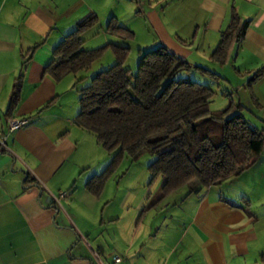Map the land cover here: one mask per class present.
Segmentation results:
<instances>
[{
  "label": "crops",
  "instance_id": "0c3cea01",
  "mask_svg": "<svg viewBox=\"0 0 264 264\" xmlns=\"http://www.w3.org/2000/svg\"><path fill=\"white\" fill-rule=\"evenodd\" d=\"M231 6L249 25L228 62L219 64L210 54ZM91 12L100 24L111 16L120 24L128 14L123 26L135 34L139 27L150 30L154 45L220 75L231 101L245 110L248 92L256 104L250 108L264 111V73L252 83L255 100L247 86L264 66V0H0V264H264V215L223 189L249 172L254 187L263 189V152L238 176L199 192L190 189L172 203L169 194L141 216L155 201L146 205V189L134 200L132 186L110 181L114 172L99 196L86 188L111 159L93 133L74 123L78 89L85 86L77 83L93 63L58 81L44 69L63 36ZM85 32L83 45L100 33L88 38ZM102 36L114 43L108 33ZM24 61L20 99L8 115ZM253 115L264 120V113ZM20 117L29 122L10 131L7 119ZM61 191L67 194L59 198ZM170 204L172 210L164 212Z\"/></svg>",
  "mask_w": 264,
  "mask_h": 264
},
{
  "label": "trees",
  "instance_id": "16d2710c",
  "mask_svg": "<svg viewBox=\"0 0 264 264\" xmlns=\"http://www.w3.org/2000/svg\"><path fill=\"white\" fill-rule=\"evenodd\" d=\"M98 23L95 13L87 14L54 47L53 59L44 72L58 81L68 73L87 70L105 48L112 46L115 61L91 75L89 84L78 89L79 111L76 126L94 134L96 141L111 153L99 174L86 182V188L99 196L124 155L135 158L142 150L155 155L148 165L152 177L162 175L159 197L142 208L140 216L156 202L182 185L199 192L227 178L238 176L261 156L264 131L243 115L241 103L229 101L221 110H211L214 91L210 86L178 76L192 68L218 79L220 75L200 65H191L162 43L140 49L135 72L124 66L128 46L105 43L84 48L82 34ZM249 20L230 7L229 21L210 54L219 64L230 59L234 45L244 38ZM105 31L120 38L133 37V31L111 16ZM37 46V45H35ZM34 46V47H35ZM32 47V48H34ZM16 77L6 113L10 115L20 99L23 69ZM264 73V66L249 78L247 86ZM26 180H33L29 175ZM38 185V184H36Z\"/></svg>",
  "mask_w": 264,
  "mask_h": 264
},
{
  "label": "rangeland",
  "instance_id": "374dc122",
  "mask_svg": "<svg viewBox=\"0 0 264 264\" xmlns=\"http://www.w3.org/2000/svg\"><path fill=\"white\" fill-rule=\"evenodd\" d=\"M121 16L122 17H121L120 24L123 25V23H126L129 20V17H128L129 15L125 14L124 16L123 15ZM103 21L104 23L100 24V22H98V24H96L91 29L85 32V33H88L87 34L88 38H90L89 36L93 31L94 32L99 31L100 33H99V36L95 35L92 37L94 39L93 43H90V39H91L90 38L89 41H87V43L83 45L84 47H88V46L89 47H99L105 44L102 33L106 32L105 26L107 25V23L105 20ZM124 26L127 27L126 25ZM137 30L138 31L136 34L133 30L134 34H133V37L131 38H119L113 34H109L108 32H106L110 35L108 36V40H110L111 42H114L115 44H118L121 46L129 47L128 54L124 62V66L130 68L132 72H135L136 70L137 61L139 57V50L150 48L156 42L154 41V38L150 30L145 29V28H140V27ZM115 60H116L115 54L113 52L112 46L108 45L103 51V54L92 62L93 65H92L91 71L98 70L102 67L106 68L108 65H111ZM91 71L88 74L86 73V76L88 77L82 78V80H80L77 83L79 86H84V85L86 86L87 84H89V75L91 74ZM178 76H184V77L187 76L190 79L196 80L200 83H203V84H206L212 87L211 89L214 91V94L210 101L211 110H221L231 100L229 98V94L224 93L225 91L223 87H225V84L223 83L222 80H218V79H221V77H219L217 80H214L215 78H210V80L207 78L205 79L203 75L195 71L193 68L189 71L182 70L178 74ZM201 76L204 78L201 79L200 78ZM211 81H213V83H210ZM209 83L212 85H209ZM246 95H247V98L244 99V104H245L246 109L243 110L242 113L244 114L246 118H248V120L251 122L252 125L264 131V120L258 119L253 115V114H256V110L259 113L261 112V114H263L264 111H260L256 108H250V107H255L256 104L250 100L248 92H246ZM101 149L102 151L107 152L106 150H104V148H101ZM154 158H155V155L152 154L148 150H142L135 158H132L129 155H124L122 159L118 162V166L116 170L114 171V174L112 173L113 175L112 174H111L112 176L110 175L111 176L110 181L111 182L120 181L122 184L132 186L134 200L139 198L143 189H146V191L149 193L148 198H147L148 201L146 205L155 201L161 193L163 177L160 174H157L154 177H152V173L148 169V165L154 160ZM262 160H264V157ZM253 167L255 171L258 168H260V164L258 163L254 165ZM249 173L241 174L239 178L237 179L233 178L229 182H226L224 184L223 189L229 193L230 199L234 200L237 198V200L249 206L251 210H253L255 213L264 215V188L259 189L258 187H254L252 177ZM195 184L196 182L193 181L188 184L182 185L179 188L172 191L171 193H169L170 198H168L169 194L167 195L168 197L165 196L164 198L167 197L166 201L170 199L171 203L174 200L175 201L180 200V198H183V196L189 193V190L191 189L190 187ZM160 207H158L157 209L160 210ZM172 208H173V205L170 204V206H165L163 210L164 212H167L168 209L172 210ZM160 213L161 212H159V214ZM136 215H138V213H136Z\"/></svg>",
  "mask_w": 264,
  "mask_h": 264
},
{
  "label": "built area",
  "instance_id": "2783aa9c",
  "mask_svg": "<svg viewBox=\"0 0 264 264\" xmlns=\"http://www.w3.org/2000/svg\"><path fill=\"white\" fill-rule=\"evenodd\" d=\"M29 122V118L28 117H20V118H9L7 119V126L8 129L10 131H13L17 128L22 127L23 125L27 124ZM4 141V137H0V143ZM67 194V191H61L59 194V198L60 197H65ZM115 261H119L120 257L119 256H115L114 257Z\"/></svg>",
  "mask_w": 264,
  "mask_h": 264
},
{
  "label": "water",
  "instance_id": "95a60500",
  "mask_svg": "<svg viewBox=\"0 0 264 264\" xmlns=\"http://www.w3.org/2000/svg\"><path fill=\"white\" fill-rule=\"evenodd\" d=\"M25 177H26V174H25Z\"/></svg>",
  "mask_w": 264,
  "mask_h": 264
}]
</instances>
